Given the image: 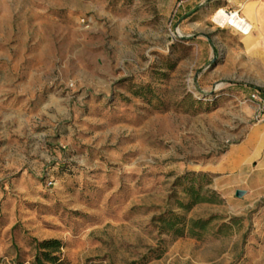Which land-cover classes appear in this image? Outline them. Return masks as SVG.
Here are the masks:
<instances>
[{
    "label": "rangeland",
    "instance_id": "374dc122",
    "mask_svg": "<svg viewBox=\"0 0 264 264\" xmlns=\"http://www.w3.org/2000/svg\"><path fill=\"white\" fill-rule=\"evenodd\" d=\"M235 8L0 0V264H30L33 240L51 239L68 264H264V172L218 169L257 113L241 34L213 22ZM190 172L222 200L186 214L209 232L161 235Z\"/></svg>",
    "mask_w": 264,
    "mask_h": 264
},
{
    "label": "trees",
    "instance_id": "16d2710c",
    "mask_svg": "<svg viewBox=\"0 0 264 264\" xmlns=\"http://www.w3.org/2000/svg\"><path fill=\"white\" fill-rule=\"evenodd\" d=\"M132 94L145 101L152 103L154 96L151 88H139L132 91ZM155 97V96H154ZM156 98V97H155ZM211 184L209 174L206 172H190L176 180L175 187L180 189L182 199L175 196L176 209L182 214L168 210L154 219V225L161 235L171 236L173 238H191L200 240L207 235L212 223V219H189L186 214L199 204H218L222 200L207 188ZM237 222L232 219L230 224H221L216 228L215 235L225 236L226 229ZM34 242V257L30 264H68L62 256L64 244L59 240H43Z\"/></svg>",
    "mask_w": 264,
    "mask_h": 264
},
{
    "label": "crops",
    "instance_id": "0c3cea01",
    "mask_svg": "<svg viewBox=\"0 0 264 264\" xmlns=\"http://www.w3.org/2000/svg\"><path fill=\"white\" fill-rule=\"evenodd\" d=\"M235 10L251 25L252 31L248 36L242 37L246 55L255 64L253 71L254 80L247 84L249 90L258 94L259 102H251L257 109V104H262L261 111L256 114L255 122L250 126L245 137L236 145L231 147L227 154L228 159H237L238 166L233 170L235 173L244 175L264 172V0H233ZM257 103V104H256ZM230 173V171H228ZM259 174V173H258ZM256 189L264 191V185H256Z\"/></svg>",
    "mask_w": 264,
    "mask_h": 264
},
{
    "label": "bare ground",
    "instance_id": "6f19581e",
    "mask_svg": "<svg viewBox=\"0 0 264 264\" xmlns=\"http://www.w3.org/2000/svg\"><path fill=\"white\" fill-rule=\"evenodd\" d=\"M213 22L222 28H224L227 25V26L233 28L234 30H236L238 32L242 31V32H244V34H246L245 36L250 35L251 31H252V27L250 24L246 25V24L242 23V19H241V16L239 14L237 16L235 14H229L226 11H224L223 9L218 10L214 14ZM250 27H251V31H250ZM227 163L228 164L225 166H222L220 164L218 169H220L222 171L227 170V171H230V173H231L238 166L237 159H232V158L228 159ZM211 170H215V167H212Z\"/></svg>",
    "mask_w": 264,
    "mask_h": 264
},
{
    "label": "built area",
    "instance_id": "2783aa9c",
    "mask_svg": "<svg viewBox=\"0 0 264 264\" xmlns=\"http://www.w3.org/2000/svg\"><path fill=\"white\" fill-rule=\"evenodd\" d=\"M227 13H229V14H235L236 16L239 14V10H235V11H232V12H227ZM241 19H242V23H244V24H248L245 20H244V18H242L241 17ZM250 31H251V27H250ZM238 32V31H237ZM238 33H240L241 35H243V36H245L246 34H244V32H238ZM246 102H259V97H258V94H256V93H253V94H251L250 96H249V99L246 101V100H243L242 101V103H246ZM257 104V103H256ZM261 108H262V104L260 105V104H257V113L256 114H258L260 111H261Z\"/></svg>",
    "mask_w": 264,
    "mask_h": 264
},
{
    "label": "water",
    "instance_id": "95a60500",
    "mask_svg": "<svg viewBox=\"0 0 264 264\" xmlns=\"http://www.w3.org/2000/svg\"><path fill=\"white\" fill-rule=\"evenodd\" d=\"M244 193H245L244 191L238 190L235 193V197L236 198H241L244 195Z\"/></svg>",
    "mask_w": 264,
    "mask_h": 264
}]
</instances>
